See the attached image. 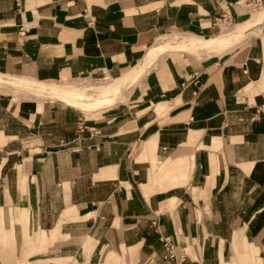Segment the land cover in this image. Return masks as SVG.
<instances>
[{"label": "crops", "instance_id": "1", "mask_svg": "<svg viewBox=\"0 0 264 264\" xmlns=\"http://www.w3.org/2000/svg\"><path fill=\"white\" fill-rule=\"evenodd\" d=\"M224 12L251 19L248 0H0V72L118 77ZM142 83L95 116L0 92V264H175L161 234L183 264H264V25L222 54L169 52ZM83 117L100 134L60 146Z\"/></svg>", "mask_w": 264, "mask_h": 264}, {"label": "bare ground", "instance_id": "2", "mask_svg": "<svg viewBox=\"0 0 264 264\" xmlns=\"http://www.w3.org/2000/svg\"><path fill=\"white\" fill-rule=\"evenodd\" d=\"M263 23L264 11L251 18L248 22L244 23L243 26L239 25L238 27L234 26L233 24V27H231V25L222 24L221 27L229 29L223 31L222 34H220V32V35L216 38H205L201 37L200 35L198 36L197 34H186L184 32H181L180 34H186V36L180 35L179 37H176L175 35V37L173 38L174 41H165L164 38H162L158 41L156 46L152 50H150L151 52L149 51V54L147 53L146 57L139 63V65H137L133 70L127 72L121 78L119 77L117 79L109 81L111 78H114L109 76L107 78L100 79L102 80V82L95 83H92V78H88L89 81H82L78 83L70 82L68 84L71 87L70 89L69 87L61 88L59 86V88L54 90L55 86H50L51 88L48 87L50 88L49 90H46V88L44 89L46 90V94L44 95L52 96L58 100L70 102L72 104H75V106H80L82 108H98L110 102L111 98H118L121 96V94H125L126 88H128V86H130L132 83L143 81L148 72L152 70L160 61V57L165 56L169 51H180L179 49H181L184 52L200 51L202 54H205L207 56L216 54V50H218L219 48L223 47L224 45L236 42L239 38L245 36L249 32L251 33L254 28L262 25ZM0 81L7 82L21 88L24 87V89H30L27 90L29 92L37 88V85L32 84V82L30 83L26 80H18L17 78L13 77H6L2 74H0ZM44 90L41 89V93H43ZM94 90L96 93L98 92V94L95 96L91 95ZM85 93L90 95H83Z\"/></svg>", "mask_w": 264, "mask_h": 264}, {"label": "rangeland", "instance_id": "3", "mask_svg": "<svg viewBox=\"0 0 264 264\" xmlns=\"http://www.w3.org/2000/svg\"><path fill=\"white\" fill-rule=\"evenodd\" d=\"M264 11V6L262 7V8H259V9H252L251 8V14H250V18H253L254 16H256V15H258L259 13H262ZM249 21V20H248ZM247 21V22H248ZM246 23V22H245ZM221 26H222V24H220ZM239 25H244V24H240V23H235L234 24V26H238L239 27ZM264 25V24H263ZM263 25H259L258 27H256V28H254V30H252V32L250 33H247L245 36H243V37H241V38H239L236 42H234V43H232V44H228V45H224L223 47H221V48H219L220 49V52H216V54H222L223 52H225V51H228V50H232L233 48H235L237 45H239V44H242L243 42H245V40L247 39V38H249L250 36H252V35H258V34H260V32H261V30H262V26ZM231 27H233V25H231ZM222 29H220L219 28V31L216 33V35H214V36H212L211 38H216V37H218L220 34H222V32L223 31H225V30H228L229 28H225V27H221ZM222 30V31H221ZM221 32V33H220ZM181 32H172V33H170V34H165V35H163V36H161L160 37V39H162V38H164V40L166 41V40H170V41H174V37H175V35H176V37L178 36H180V35H184V36H186V34H180ZM220 33V34H219ZM188 36V35H187ZM201 37H203V36H201ZM245 37V38H244ZM197 38V37H196ZM159 39V40H160ZM158 40V41H159ZM157 41V40H156ZM158 41H157V43H158ZM156 43V42H155ZM152 44L151 46H150V48L147 50V52H146V54L145 55H147V53L150 51V50H152L155 46H156V44ZM236 43V44H235ZM180 51H182L181 49H179ZM174 51H176V50H172V51H169L171 54L174 52ZM212 51H214V50H212ZM151 52V51H150ZM168 52V53H169ZM185 52H188V51H185ZM199 52V53H198ZM198 52H188V53H190V54H193V55H196V56H198L199 58H204V57H208L207 55H205V54H202L200 51H198ZM167 53V54H168ZM149 54V53H148ZM166 54V55H167ZM211 55H213V54H211ZM211 55H209V56H211ZM146 56H144L143 57V59L145 58ZM164 56H162V57H160V60L163 58ZM142 59V60H143ZM141 60V61H142ZM140 61V62H141ZM139 62V63H140ZM139 63L137 64V65H139ZM136 65V66H137ZM135 66V67H136ZM156 66V65H155ZM134 67V68H135ZM134 68H132L131 70H133ZM127 71V70H126ZM125 71V72H126ZM127 73V72H126ZM126 73H123L121 76H118V77H114V78H111L109 81H111V80H113V79H117V78H121L123 75H125ZM0 74H2L3 76H6V77H13V78H17L18 80L20 79V80H26V81H29L30 83L32 82V84H34V85H37V88H35V89H33L32 91H34V92H32V91H27V90H30V89H24V87H18V86H16V85H12V84H10V83H7V82H4V81H0V92H2V93H6V94H10L11 96H14V98H16L17 100H18V98L19 99H22V98H37L38 100H51V101H55V102H60V103H63V104H67V105H74V107L75 108H77V109H79V110H82V112H84L87 116H95L99 111H102V110H104L105 108H108V107H110V106H113L114 104H116V103H118V102H123V101H125V100H127L128 99V97H129V95H130V93H131V91L136 87V86H138V85H143L144 83H142L143 81H139L138 83L137 82H135L136 83V85H135V83H132L130 86H128V88H126V91H125V94L123 93V94H121V96L120 97H118V98H111L110 99V102H108L107 104H105V105H103V106H101V107H98V108H92V107H90V108H82V107H80V106H75V104H72V103H70V102H67V101H62V100H58V99H55L54 97H52V96H47V95H44V94H46L45 92H46V90H49L51 87H54L55 86V89L54 90H56L57 88H59V86L61 87V88H64V87H69V89L71 88L70 87V85H68L70 82H76V83H78V82H82V81H89V79L88 78H76V79H72V80H68V81H43V80H33V79H29V78H26V77H16V76H14V75H8V74H4V73H1L0 72ZM147 77V76H146ZM145 77V78H146ZM93 82L92 83H95V82H102V80H92ZM108 83V82H107ZM106 83V84H107ZM48 85V86H47ZM105 85V84H104ZM134 85V86H133ZM51 86V87H50ZM103 86V85H102ZM40 88V90L42 89V90H44L45 88H46V90H44L43 91V93H41L42 91H40L39 90V88ZM41 87H43V88H41ZM48 87H50V88H48ZM38 89V90H37ZM40 91V92H39ZM25 92V94H23ZM26 93H27V95L28 96H23V95H26ZM98 94V92L96 93L95 92V90L92 92V94L91 95H93V96H95V95H97ZM83 95H90V94H83ZM32 96H35V97H32Z\"/></svg>", "mask_w": 264, "mask_h": 264}, {"label": "built area", "instance_id": "4", "mask_svg": "<svg viewBox=\"0 0 264 264\" xmlns=\"http://www.w3.org/2000/svg\"><path fill=\"white\" fill-rule=\"evenodd\" d=\"M250 7L252 9H259L264 6V0H248ZM19 2V0H17ZM216 24L221 29L220 24H227V25H233L232 17L229 15V13L224 12L221 16H219L216 20ZM107 78V77H106ZM258 113H261L264 116V104L258 109ZM85 131H89L91 136L99 135L100 131L97 130L95 127H88L86 124V118H80L78 121V136L77 138L73 140H62L60 142V146L68 148L71 152H77L80 150L79 145H73V143L77 140H81L80 134H82ZM97 145V144H96ZM160 240L163 244L164 251H165V259L174 261L175 264H183L185 258L182 256H179L178 254V245L174 241L171 235L167 234H161Z\"/></svg>", "mask_w": 264, "mask_h": 264}]
</instances>
